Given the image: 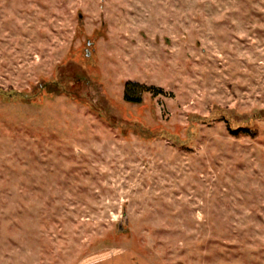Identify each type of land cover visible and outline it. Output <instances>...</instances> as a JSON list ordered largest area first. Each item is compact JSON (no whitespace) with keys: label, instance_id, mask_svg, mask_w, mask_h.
<instances>
[{"label":"rangeland","instance_id":"374dc122","mask_svg":"<svg viewBox=\"0 0 264 264\" xmlns=\"http://www.w3.org/2000/svg\"><path fill=\"white\" fill-rule=\"evenodd\" d=\"M113 249L264 264V0H0V264Z\"/></svg>","mask_w":264,"mask_h":264},{"label":"crops","instance_id":"0c3cea01","mask_svg":"<svg viewBox=\"0 0 264 264\" xmlns=\"http://www.w3.org/2000/svg\"><path fill=\"white\" fill-rule=\"evenodd\" d=\"M79 264H153L130 249L100 250L85 257Z\"/></svg>","mask_w":264,"mask_h":264},{"label":"trees","instance_id":"16d2710c","mask_svg":"<svg viewBox=\"0 0 264 264\" xmlns=\"http://www.w3.org/2000/svg\"><path fill=\"white\" fill-rule=\"evenodd\" d=\"M161 88L157 87H147L146 85L139 84L136 82H127L124 89V100L128 103L140 104L142 102V93L144 92H153L154 94L162 93ZM238 129H244L249 131V128L241 127ZM229 130L232 133H235L237 129H233L229 126Z\"/></svg>","mask_w":264,"mask_h":264}]
</instances>
